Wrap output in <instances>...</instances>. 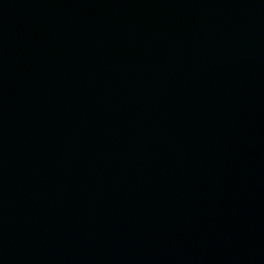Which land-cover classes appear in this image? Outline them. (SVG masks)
Wrapping results in <instances>:
<instances>
[{
	"label": "water",
	"instance_id": "water-1",
	"mask_svg": "<svg viewBox=\"0 0 264 264\" xmlns=\"http://www.w3.org/2000/svg\"><path fill=\"white\" fill-rule=\"evenodd\" d=\"M0 264H117L75 134L11 0H0Z\"/></svg>",
	"mask_w": 264,
	"mask_h": 264
}]
</instances>
